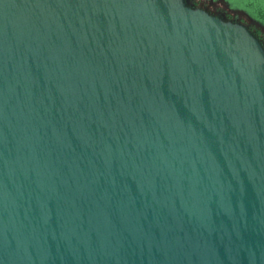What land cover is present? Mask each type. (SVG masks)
Returning <instances> with one entry per match:
<instances>
[{
    "label": "water",
    "instance_id": "1",
    "mask_svg": "<svg viewBox=\"0 0 264 264\" xmlns=\"http://www.w3.org/2000/svg\"><path fill=\"white\" fill-rule=\"evenodd\" d=\"M0 264H264V47L184 0H0Z\"/></svg>",
    "mask_w": 264,
    "mask_h": 264
},
{
    "label": "flooded vegetation",
    "instance_id": "2",
    "mask_svg": "<svg viewBox=\"0 0 264 264\" xmlns=\"http://www.w3.org/2000/svg\"><path fill=\"white\" fill-rule=\"evenodd\" d=\"M191 4L201 8L211 15H221L226 18L236 19L238 22H244L251 31L264 43V26L255 20L244 15L241 11L233 9L227 0H186Z\"/></svg>",
    "mask_w": 264,
    "mask_h": 264
},
{
    "label": "rangeland",
    "instance_id": "3",
    "mask_svg": "<svg viewBox=\"0 0 264 264\" xmlns=\"http://www.w3.org/2000/svg\"><path fill=\"white\" fill-rule=\"evenodd\" d=\"M233 9L241 11L244 15L264 26V0H227ZM244 25V22H239Z\"/></svg>",
    "mask_w": 264,
    "mask_h": 264
},
{
    "label": "trees",
    "instance_id": "4",
    "mask_svg": "<svg viewBox=\"0 0 264 264\" xmlns=\"http://www.w3.org/2000/svg\"><path fill=\"white\" fill-rule=\"evenodd\" d=\"M186 5L192 7V8H195L197 6L191 4L190 2L184 0ZM219 18H221L222 20H225V21H232V22H236V23H239L235 18L233 19H230V18H226V17H223L221 15H217ZM252 34L253 36L261 43L262 47H264V43H262V41L251 31V29L247 26V25H244Z\"/></svg>",
    "mask_w": 264,
    "mask_h": 264
}]
</instances>
